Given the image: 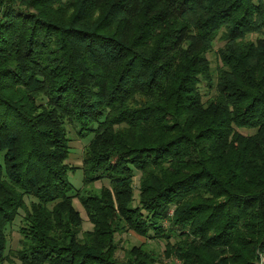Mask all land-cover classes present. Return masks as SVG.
I'll return each instance as SVG.
<instances>
[{"label":"trees","instance_id":"obj_1","mask_svg":"<svg viewBox=\"0 0 264 264\" xmlns=\"http://www.w3.org/2000/svg\"><path fill=\"white\" fill-rule=\"evenodd\" d=\"M21 210L20 264H264V0H0V264Z\"/></svg>","mask_w":264,"mask_h":264},{"label":"rangeland","instance_id":"obj_2","mask_svg":"<svg viewBox=\"0 0 264 264\" xmlns=\"http://www.w3.org/2000/svg\"><path fill=\"white\" fill-rule=\"evenodd\" d=\"M260 34L254 33L249 35L247 38L249 40L255 41ZM225 45V42L220 39V36L214 43L213 50L207 54V57L211 63L212 70L217 72L219 67H221V61L219 57V50L223 48ZM216 75V74H215ZM217 78L215 76V82ZM201 92L203 93L204 101L210 100L212 98H215L217 96L215 89H209L205 86H202L200 88ZM66 131L68 134V137L70 139V158L68 159L67 163L72 166L78 168L76 171H70L68 176L69 180L72 183V185L75 187V189L80 190L83 188H87L89 191L98 192L101 187H109L108 181H98L92 185H89L87 187L84 186V172L82 169L83 166V160L85 155V149L88 146L89 142L92 140L93 136H88L86 138H82L79 135L78 128L79 126L75 123H68L66 124ZM241 133L250 135L253 134V130H240ZM141 174L139 172L136 173L135 178V192L136 197H138V189H139V180H140ZM32 199L27 198L26 203L30 205V202ZM74 204L76 206V209H78L83 217V232L90 231L93 229V225L89 221L88 216L86 215V212L83 210L80 202L78 199H74ZM137 204V198L136 202ZM25 212L23 210L20 211L19 216L16 218L15 222L8 227L7 229V238H8V245H7V251L6 256L8 259L3 264H20V261L17 257V251L20 249V242H21V234L19 231V228L21 226V220L24 217ZM116 240L119 243V250L117 252V257L120 259H123L126 252L131 249L133 246H140L144 245V247L150 251L153 252V255L159 260V264H182L179 260H177L174 257H168L165 253V242L158 241L155 239H147L144 237H141L134 233L133 231H128L124 234H118L116 235ZM176 239H172V242Z\"/></svg>","mask_w":264,"mask_h":264}]
</instances>
